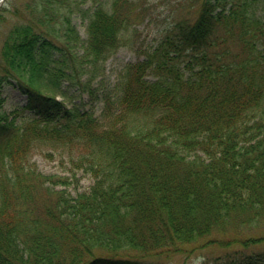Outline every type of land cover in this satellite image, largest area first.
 I'll return each mask as SVG.
<instances>
[{
  "label": "trees",
  "instance_id": "16d2710c",
  "mask_svg": "<svg viewBox=\"0 0 264 264\" xmlns=\"http://www.w3.org/2000/svg\"><path fill=\"white\" fill-rule=\"evenodd\" d=\"M135 4L28 0L6 35L0 264H164L202 239L264 241V0H202L101 91L98 62L122 44ZM75 13L88 20L84 40ZM6 82L27 97L11 113ZM43 86L87 92L93 106ZM42 145L67 151L89 188L39 171L31 156ZM218 264H264V252Z\"/></svg>",
  "mask_w": 264,
  "mask_h": 264
},
{
  "label": "rangeland",
  "instance_id": "374dc122",
  "mask_svg": "<svg viewBox=\"0 0 264 264\" xmlns=\"http://www.w3.org/2000/svg\"><path fill=\"white\" fill-rule=\"evenodd\" d=\"M27 1L4 0L0 2V48L11 27L19 21H23L22 17L27 13L24 9ZM201 1L136 0L137 5L135 4L132 25L121 33L122 44L119 45L118 49L104 63L98 62L97 66L102 74L94 79L93 83L97 84V81L104 78L103 84L101 81L99 82V86H102L101 91L114 92L117 75L123 72L124 66L130 62L143 60L145 53L156 46L166 34V30L176 22L193 20L197 15ZM72 22L76 25L82 40H84L87 35L88 20L75 13ZM81 45L82 43H75L73 46L78 54L82 50ZM88 67L90 68V66ZM89 77V75H83V86L86 85ZM69 89L67 88V90ZM41 90L68 105L71 101L78 102V104L83 101V106L86 108L93 106L87 92L74 90L69 93L68 97V95L63 96L46 86L41 87ZM1 92L4 98L3 112L11 113L26 102V95L10 83L6 82ZM101 106L96 111H99ZM68 158V153L63 148L42 145L33 151L31 162L43 174L69 176L72 179V188L77 187L80 190L89 188L93 181L92 178L82 170L73 168L74 165ZM228 227H230L228 229H232L233 225ZM205 242V239H202L200 243L189 244L184 251L175 252L162 261L164 264H218L227 259L239 258L243 254L264 252V241L248 247L239 245L220 247L215 243L203 247L202 244Z\"/></svg>",
  "mask_w": 264,
  "mask_h": 264
}]
</instances>
